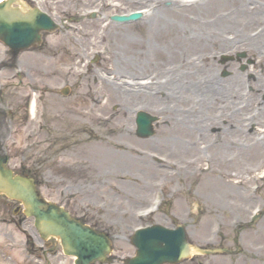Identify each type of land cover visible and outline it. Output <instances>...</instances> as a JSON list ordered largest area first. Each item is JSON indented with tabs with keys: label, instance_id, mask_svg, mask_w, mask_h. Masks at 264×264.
<instances>
[{
	"label": "rangeland",
	"instance_id": "obj_1",
	"mask_svg": "<svg viewBox=\"0 0 264 264\" xmlns=\"http://www.w3.org/2000/svg\"><path fill=\"white\" fill-rule=\"evenodd\" d=\"M26 1L60 25L64 15L85 16L71 22L67 45H51L54 34L44 32L34 50L18 55L24 83L17 87L37 95L36 108L60 103L62 115H56L51 128L61 131L74 123L65 114L68 99L54 91L85 59V142L54 153L37 141L35 118L24 126L13 117L11 128H0L8 166L30 169L43 196L107 232L111 254L119 258L134 253L130 236L136 227L183 224L192 244L232 251H193L175 264H264V213L246 225L264 207V154L254 159L250 142L259 139L264 150V0ZM139 8L145 11L135 21L108 19ZM92 9L95 15L89 17ZM3 51L0 43V57ZM235 51L247 54L237 57ZM223 53L230 55L224 58ZM95 54L97 60L91 61ZM224 60H229L227 67ZM4 71L16 81L14 68ZM101 75L129 88L144 81L152 91L145 97L129 96L126 90L113 96ZM8 98L10 105L23 106L22 92ZM138 109L158 118L151 136L135 134ZM239 117L242 124L234 122ZM170 120L187 127L183 136H174L175 142H162L160 129ZM198 154L204 158L199 168L191 162ZM169 161L175 167L171 176L164 172ZM219 168L246 177L241 199L231 191L239 188L233 181L225 192L217 184ZM17 208L16 200L0 194V264H70L73 259L62 252L59 240L40 239L32 217ZM110 264L125 263L116 258Z\"/></svg>",
	"mask_w": 264,
	"mask_h": 264
},
{
	"label": "water",
	"instance_id": "obj_2",
	"mask_svg": "<svg viewBox=\"0 0 264 264\" xmlns=\"http://www.w3.org/2000/svg\"><path fill=\"white\" fill-rule=\"evenodd\" d=\"M11 1L13 0L0 4V38L17 51L37 39L39 29H51L54 24L39 10L22 14L10 9ZM137 15L139 13H132L127 17ZM112 17L126 18L117 15ZM153 119L152 115L138 113L136 120L140 135H148L152 132ZM6 160V156L0 157V192L23 202L25 212L35 216L36 226L43 237L49 234L58 236L64 251L77 255V264H88L96 257L105 259V253L109 250V239L70 217L62 207L42 198L31 178L12 175L11 170L3 166ZM132 241L137 246V250L136 255L128 259L129 264L174 262L189 251V244L181 225L168 228L153 224L136 231ZM197 249L203 252L215 251Z\"/></svg>",
	"mask_w": 264,
	"mask_h": 264
},
{
	"label": "bare ground",
	"instance_id": "obj_3",
	"mask_svg": "<svg viewBox=\"0 0 264 264\" xmlns=\"http://www.w3.org/2000/svg\"><path fill=\"white\" fill-rule=\"evenodd\" d=\"M209 7V6H208ZM64 32V34H62V35H60V36H58V37H55V38H52L51 39V45L54 43V42H59V43H61V44H63V45H67V41L65 40V35L66 36H68L69 34H70V32L69 31H63ZM85 33V32H84ZM50 45V44H49ZM140 64H141V62H140ZM124 72H126V70H124ZM101 79H103V82H106V84H107V86H108V90H110L111 92H112V94H113V96H117V94L120 92V91H127L128 92V94H129V96H133V95H135V96H140V97H145L144 95L145 94H147V95H149V91H152V90H150L151 89V87H150V85H147L144 81H137V82H139L138 84H137V86H135V87H131V88H129V87H127V86H124V84L122 83V82H117V83H115V82H113V81H110V80H108V79H106V78H102V75H101V77H100ZM143 82V83H142ZM205 82V81H204ZM120 84L121 85H123L122 87H120ZM194 84H196V83H194ZM142 86H145V87H142ZM184 86V85H183ZM182 88L181 86H178V88ZM142 89V90H141ZM213 88L212 87H210V90H212ZM107 90V91H108ZM134 90H141V91H138V92H136V91H134ZM133 94V95H132ZM234 118H235V116H234ZM181 119H184L185 121H187V117H180V118H177V120H181ZM189 119V118H188ZM242 121H243V119L242 118H238V119H234V122L235 123H238V124H242ZM236 126H239V127H241L242 128V125H237V124H235ZM121 126V128H124L123 130H130V128L128 127H126L124 124H121L120 125ZM187 126H184V125H178V124H174L173 123V121L172 120H170V122H168L167 123V125L166 126H164V127H162L161 129H160V132H161V136L166 140H162V142H169V141H171V142H175V140L173 139L174 138V136H179V137H181V136H183V135H181V133L184 131L183 129L184 128H186ZM237 130V129H236ZM130 132V131H129ZM193 134V133H192ZM181 135V136H180ZM194 135V134H193ZM123 136L125 137V140L126 139H128V137H126V133H124L123 132ZM188 136V135H187ZM225 136H227V135H225ZM224 136V137H225ZM222 137V136H221ZM187 138V137H186ZM192 139H195L196 140V138L193 136L192 137ZM190 142L191 143V141H190V139H189V136H188V138H187V142ZM176 142H181V140H179V141H177L176 140ZM250 142H253L252 143V154H253V158L255 159V157H258L259 158V155H262V154H264V150L263 149H261V146H259L258 144L260 143V140L259 139H256L255 137H251L250 138ZM256 145L258 146V149L256 148ZM194 149H195V147H193ZM260 149V150H259ZM105 150V149H104ZM261 157V156H260ZM215 158L217 159L218 157H216L215 156ZM127 159H131L132 161H135V158H133V157H127ZM204 158L200 155V154H198L197 156H195V157H192L191 158V162L192 163H194L198 168L200 167V162L203 160ZM219 160V162H221V163H226L225 162V160L224 159H222V158H219L218 159ZM264 160V158L261 160V162ZM254 164L255 163H250V166H254ZM245 166V165H244ZM167 168H169L168 170H164V172L166 173V175H170V174H174V169H175V167H174V163L173 162H171V161H169L168 162V164H167ZM211 166L210 165H208V169L209 170H211ZM216 168H217V166H216ZM252 171V169L249 167V169H248V171H247V174L249 175V173ZM219 172H220V176L218 177V179H217V184L220 186V187H222V190H223V192H225V188H227V183H228V181H233L235 184H237V185H239V188L236 190V191H233L232 189H231V191H232V193H234L235 194V196H236V200H239V199H241L245 194H246V192H247V179H246V177H244L243 175H241L239 172H233V173H231L230 171H224L222 168H219ZM238 175V176H237ZM171 176V175H170ZM262 176H264V174H262ZM234 178H235V180H234ZM213 185V183L211 182V181H209L207 184H206V186H212ZM245 191V192H244ZM227 192H229V190H227ZM181 201H183V200H181ZM183 203V202H182ZM182 203H181V205H182ZM235 203V202H234ZM238 203V202H237ZM221 205H225V204H221ZM227 206H230V204L229 203H227L226 204ZM238 205H242V203L241 202H239L238 203ZM240 206H238V208L240 209ZM242 207V206H241ZM243 209H244V207H243Z\"/></svg>",
	"mask_w": 264,
	"mask_h": 264
},
{
	"label": "flooded vegetation",
	"instance_id": "obj_4",
	"mask_svg": "<svg viewBox=\"0 0 264 264\" xmlns=\"http://www.w3.org/2000/svg\"><path fill=\"white\" fill-rule=\"evenodd\" d=\"M70 42V41H69ZM12 63L10 60H7L6 62H3V64H10ZM17 74V72H16ZM21 74V73H20ZM70 83L69 86V95L67 97L68 101L67 103L70 104V109L68 110L67 114L70 115L72 118H75V122L78 124L79 121L81 122V125H83L82 133L85 131V75H75L74 72L70 74L68 79L66 80ZM55 94L58 95L57 89H55ZM0 100L2 104L4 105V108L6 109V112H4L0 109V114L3 113V115L9 116V120L14 118H20L21 124L25 126L26 123L30 122L28 121L27 115L25 114V111L22 110V105H20L19 102H16L14 106H9V104L5 100V96L0 91ZM24 102V98H23ZM22 102V104H23ZM20 106V107H19ZM15 107H19L16 111H14ZM62 108H57L55 106L51 108H44L39 107L36 110L34 118L36 119V127H37V134H38V141L39 142H77L79 140V129L78 130H70L69 128H62L59 129L61 131L52 129L53 124H57V118L56 115H58L59 111H61ZM13 118V119H14ZM28 121V122H27ZM79 128V127H78ZM49 133V137L47 136L46 132ZM63 131V132H62ZM70 133H69V132ZM48 137V138H46ZM48 139V140H47Z\"/></svg>",
	"mask_w": 264,
	"mask_h": 264
}]
</instances>
